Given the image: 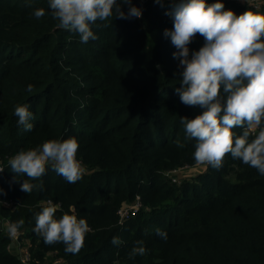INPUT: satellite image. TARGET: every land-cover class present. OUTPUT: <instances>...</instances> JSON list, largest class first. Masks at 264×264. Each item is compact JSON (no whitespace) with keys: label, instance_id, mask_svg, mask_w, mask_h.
<instances>
[{"label":"trees","instance_id":"trees-1","mask_svg":"<svg viewBox=\"0 0 264 264\" xmlns=\"http://www.w3.org/2000/svg\"><path fill=\"white\" fill-rule=\"evenodd\" d=\"M178 2L131 0L141 18L114 19L109 27L97 21L92 30L98 38L81 43L50 15H32L36 8L47 12L48 0H0V200L15 204L0 205V223L25 221L19 238L29 264H264V176L230 154L219 170L207 166L182 185L166 176L196 164L195 141L185 140L180 118L203 111L184 105L175 91L183 68L164 31L173 28L168 13ZM219 2L236 15L256 10ZM122 8L127 12L129 5ZM204 43L197 34L190 57ZM17 104L33 113L31 131L18 125ZM68 137L78 141L82 179L71 184L49 168L42 191L22 192L8 159ZM178 138L184 148L176 146ZM24 178L17 177L20 183ZM138 197L143 207L123 222L121 209ZM48 200L61 205L57 217L73 206L88 222L79 254H66L63 244L46 245L33 231ZM157 229L167 233L166 241ZM114 236L120 245L111 243ZM138 240L147 254L130 258ZM10 245L0 230V264H24Z\"/></svg>","mask_w":264,"mask_h":264},{"label":"clouds","instance_id":"clouds-1","mask_svg":"<svg viewBox=\"0 0 264 264\" xmlns=\"http://www.w3.org/2000/svg\"><path fill=\"white\" fill-rule=\"evenodd\" d=\"M122 4L129 5L127 12ZM48 9L46 12L44 8H36L32 15L37 20L50 15L58 21V29L77 34L81 43L98 38L92 30L97 21L109 27L114 19L142 17V9L132 5L131 0L119 3L117 0H48ZM168 14L173 28L165 29L164 36L170 37L177 49L173 57L179 59L183 68L181 87L175 91L184 105L203 109L193 119L180 118L185 140L195 141L194 162L219 170L230 154L232 159L242 161L264 176V13L257 8L236 15L225 10L219 0L211 5L206 0H179ZM197 34L204 37L205 43L190 57L188 46ZM26 91L33 92V86L29 84ZM14 115L24 131L32 130L34 117L27 104H17ZM175 144L178 148L185 146L179 138ZM78 148L77 139L68 137L20 150L8 159L11 171L16 174L14 182L27 194L42 191V177L50 168L68 183L75 184L85 173L77 159ZM3 171L0 167V173ZM18 176L26 178L20 183ZM4 194L0 189V195ZM5 203L0 200V205ZM59 210L60 204L48 200L35 215L33 231L46 245L63 244L66 254H79L86 234L91 231L89 224L78 217L73 206L57 217ZM24 223L23 219L8 222L9 238L18 237ZM157 235L165 241L168 238L159 229ZM111 243L120 245L122 241L114 236ZM146 254L144 241L138 240L129 257Z\"/></svg>","mask_w":264,"mask_h":264},{"label":"built area","instance_id":"built-area-1","mask_svg":"<svg viewBox=\"0 0 264 264\" xmlns=\"http://www.w3.org/2000/svg\"><path fill=\"white\" fill-rule=\"evenodd\" d=\"M142 1L143 2H150V1H154V0H142ZM162 1H170V0H162ZM219 1L238 3V4H241V5H244V6L253 7V3L256 2L257 0H248V3H247V0H219ZM255 6H257V5H255ZM257 8L260 9L261 7L257 6ZM0 176H1V173H0ZM4 205L6 207H9V208L15 207V204L12 201H8ZM142 207H143V203H142L140 197H138L137 200L134 203H132L131 205H125L120 211L121 218H122L123 222L130 220L134 215L138 214ZM20 235H21V233H19L18 237L14 238L18 242L17 243V247H14V246L10 245V248L12 250H14V252L17 254V256L21 259V261L24 264H29L30 261L32 260V258L30 257V253H29V250H28L27 246H25L24 244H22V242H20L18 240ZM21 249H23L27 253L23 254L20 251ZM55 264H63V263L61 261H57Z\"/></svg>","mask_w":264,"mask_h":264},{"label":"rangeland","instance_id":"rangeland-1","mask_svg":"<svg viewBox=\"0 0 264 264\" xmlns=\"http://www.w3.org/2000/svg\"><path fill=\"white\" fill-rule=\"evenodd\" d=\"M255 5L263 8L264 7V0H257L256 2L253 3V7L256 9L257 6H255ZM206 170H207V166H205V165H197V164L191 165V164H187L185 166H182V167L176 168V169H174V170H172L170 172H167L166 176L169 177V179L173 183H175L177 185H182L184 182L194 179V177L198 176L200 173L206 172ZM8 222H10V221H7L6 223H0V225H1L0 226V230H2L4 232V234L7 235V236H8V234H7V231H6V227H7V223ZM18 240L21 242L20 238H18ZM10 241H11V245L12 246L17 247V243L18 242H17L16 239L10 238ZM20 251L23 254L27 253L23 249H21Z\"/></svg>","mask_w":264,"mask_h":264}]
</instances>
